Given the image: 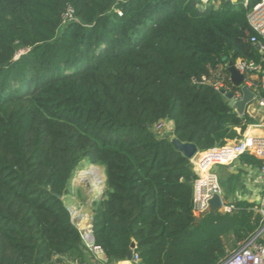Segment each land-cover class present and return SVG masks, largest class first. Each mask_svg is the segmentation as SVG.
Here are the masks:
<instances>
[{
    "label": "trees",
    "instance_id": "trees-1",
    "mask_svg": "<svg viewBox=\"0 0 264 264\" xmlns=\"http://www.w3.org/2000/svg\"><path fill=\"white\" fill-rule=\"evenodd\" d=\"M215 1L0 0V264L90 262L64 202L84 163L105 171L108 264L133 242L139 264H222L259 234L249 202L195 216L193 164L156 130L203 152L257 124L215 88L241 91L231 62L264 67L247 11Z\"/></svg>",
    "mask_w": 264,
    "mask_h": 264
},
{
    "label": "built area",
    "instance_id": "built-area-1",
    "mask_svg": "<svg viewBox=\"0 0 264 264\" xmlns=\"http://www.w3.org/2000/svg\"><path fill=\"white\" fill-rule=\"evenodd\" d=\"M214 2V0H201V4L204 6H209ZM231 2L236 8H243L247 11L249 26L254 32L251 42L256 45L264 60V0L257 3L252 8H249L247 0H232ZM71 17L70 12L66 18L70 19ZM234 66L244 74L245 84L255 94L254 101H257L259 106L264 108V67L256 62H247L243 60H238ZM215 88L221 91L224 89V84L217 83ZM226 91L230 92V90L227 89ZM233 94L237 100L242 98V91H236ZM163 127L164 124L161 122L156 125V130L159 131ZM243 155H251L261 161L260 172L264 185V136L258 137L248 135L239 140L235 145L215 147L207 151L199 152L191 159L195 169L194 171L197 175V179L194 182L193 199L195 213H205L213 197L215 195H221L217 177L210 171L213 164L220 162L231 163ZM233 208V206L226 207L225 211L230 212ZM89 229V232L85 234L81 232L88 253L91 255L90 262L85 264H108L104 251L95 243L92 225ZM261 233L262 230L255 238L244 243L239 250L234 252L222 264H264V243L257 240ZM135 250L132 259L123 261V264H139L140 257Z\"/></svg>",
    "mask_w": 264,
    "mask_h": 264
},
{
    "label": "crops",
    "instance_id": "crops-1",
    "mask_svg": "<svg viewBox=\"0 0 264 264\" xmlns=\"http://www.w3.org/2000/svg\"><path fill=\"white\" fill-rule=\"evenodd\" d=\"M213 4H216V1ZM213 4H210L209 6ZM246 113L249 114V116L252 117L257 124L248 126L243 132L240 128H237L236 131L238 133V137L234 140H227L223 146L235 145L239 140L248 135L258 137L264 136V108H261L257 101H253L247 106ZM163 124L164 127L159 130L158 134H169L171 140L175 139L173 135L174 123L172 121H164ZM257 161L260 160L254 156L243 155L231 163L220 162L213 164L210 171L217 177L218 184L221 189L220 196L223 202V207L219 210L225 211L226 207L232 206L237 202L245 201L254 204L256 209L263 215L264 218V185L260 172L261 163L259 164ZM207 211H210L209 207ZM84 212L85 211H81V213L76 217H73L71 212L72 221L80 231L88 223L85 221V217L89 216L88 220L92 221L94 215L93 210L90 214ZM194 214L196 217L202 215L195 212ZM260 236L263 238L261 242L264 243V227L262 228ZM118 264L123 263L120 262Z\"/></svg>",
    "mask_w": 264,
    "mask_h": 264
},
{
    "label": "rangeland",
    "instance_id": "rangeland-1",
    "mask_svg": "<svg viewBox=\"0 0 264 264\" xmlns=\"http://www.w3.org/2000/svg\"><path fill=\"white\" fill-rule=\"evenodd\" d=\"M65 20H66L65 22L68 21L67 18ZM89 171H91L92 173L91 175L89 174L81 177V173L89 172ZM96 178L99 179L101 184H98ZM91 179H93V181ZM105 179H106L105 171L103 167L92 165L89 163H84L81 165L80 169L77 171L72 181V188L70 195L64 198V202L67 208L70 210V212H72L73 217L78 216L81 213V211H85L86 213L89 214L90 212H92L94 202L99 199L101 200L102 192L105 191ZM88 217L89 216L85 217V221L88 222L87 225L81 229V232L83 234L89 232L90 230L89 227L92 225L91 223L92 221H89Z\"/></svg>",
    "mask_w": 264,
    "mask_h": 264
},
{
    "label": "water",
    "instance_id": "water-1",
    "mask_svg": "<svg viewBox=\"0 0 264 264\" xmlns=\"http://www.w3.org/2000/svg\"><path fill=\"white\" fill-rule=\"evenodd\" d=\"M227 71L230 74V81L232 85L236 88H240L242 91V98L237 100L234 97V94L232 92H228L226 90H221V94H223L226 99L229 101V106L235 110V112L239 116H243L246 113L247 106L252 103L255 99V94L252 92L248 86L245 84V76L242 74L231 62L228 64ZM173 144L177 149H179L181 152L184 153L186 157H188L190 160L193 159L198 153V148L191 143H182L178 139L172 140ZM101 200L104 198V192H102ZM209 210H216L223 207L222 198L220 195H215L213 199L209 202ZM137 248L136 243L131 244V250L127 254V260L132 259V255L134 250Z\"/></svg>",
    "mask_w": 264,
    "mask_h": 264
},
{
    "label": "bare ground",
    "instance_id": "bare-ground-1",
    "mask_svg": "<svg viewBox=\"0 0 264 264\" xmlns=\"http://www.w3.org/2000/svg\"><path fill=\"white\" fill-rule=\"evenodd\" d=\"M93 171H94V169H93ZM91 175L92 173H91V171H89V172H83V173H81V177L82 176H84V175ZM94 174V173H93ZM96 174V173H95ZM101 174V173H100ZM93 176V175H92ZM100 176V175H99ZM79 180V179H78ZM92 181H93V179H91ZM96 181L98 182V184H101V182L99 181V179L98 178H96ZM102 181V180H101ZM79 182V181H78ZM86 182V181H85ZM86 184V183H85Z\"/></svg>",
    "mask_w": 264,
    "mask_h": 264
}]
</instances>
